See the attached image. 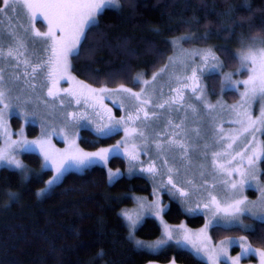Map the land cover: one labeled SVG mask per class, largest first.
Returning a JSON list of instances; mask_svg holds the SVG:
<instances>
[{
    "label": "rangeland",
    "instance_id": "1",
    "mask_svg": "<svg viewBox=\"0 0 264 264\" xmlns=\"http://www.w3.org/2000/svg\"><path fill=\"white\" fill-rule=\"evenodd\" d=\"M117 6L118 0L116 5H111ZM0 8H5L3 1ZM38 20L44 23V27L36 24ZM33 27L41 32L48 30L47 22L39 15L35 21H30L19 3H11L10 0V7L0 12V92H3L0 96V152L8 158L14 157L23 165L16 168L0 161V167L16 169L27 178L32 169L22 159V154L27 152L23 142L36 141L39 144L47 141L45 147L56 154L54 161L46 163L39 147L30 146L31 151L40 156L42 167L51 170L44 185L37 190L39 197L44 196L67 171L79 172L92 165L103 166L109 182L121 176L142 174L150 180V194L132 193V203L122 206L119 211L127 224L129 238L137 247L154 252L173 245L189 250L206 264H213V259L224 248L227 257L219 255V264H232L228 257L237 256L241 257L239 264H261L258 252L243 254L241 246L235 242L244 237L253 250L264 251L262 243L254 244L250 240L255 223L264 221V207L261 206L264 203V181L259 166L264 146V123L260 122L264 103L258 100L245 102L241 95L245 86L238 83L251 75L250 66H242L241 55L249 46L260 47L264 32L257 31L250 36L238 34L233 41V51L225 56L221 50L215 49L212 42L187 46L184 41L191 34L183 32L170 39L171 53L161 67L149 75L142 72L134 75V81L138 83L136 88L122 85L111 88L92 87L77 79L70 71V56L67 73L54 71L55 65L48 63L52 55L51 41L36 37ZM199 38L194 41H199ZM208 50L218 59H209L205 63L202 57ZM227 58H231V63L226 64ZM213 65H216L214 69ZM193 70H196L198 78L195 84L190 79ZM50 71L52 76H49ZM228 74H231L230 80L226 79ZM197 85V90L193 92L192 88ZM122 87L138 94L139 99L129 92L118 91ZM50 88L57 93L55 96L48 95ZM77 100L86 102L80 106ZM161 104L164 107H159ZM13 116L19 118L17 128L12 126ZM129 117L133 119L129 120ZM250 119L256 123L250 124ZM29 124L38 127L35 135H27ZM104 126H108L107 134L97 132L98 127ZM86 127L99 135L119 132V137L111 144L84 149L78 139L80 130ZM245 128L248 130L244 131ZM117 144L119 148L114 147ZM180 144L184 147H179ZM75 149L84 153L100 149L113 151L106 163L93 161L86 166L66 164L62 174L49 184L57 176V166L65 159L59 154ZM254 151L259 156L251 168L256 179L252 175L245 176L241 187L239 182L242 177L234 169L249 172L248 158ZM130 154L137 159H131ZM113 155L123 157V167L109 166V158ZM149 166H155V174L141 170ZM110 173L117 175L110 179ZM169 178L172 184L168 182ZM233 183L237 184L235 189L232 188ZM178 190L188 195L181 196ZM164 194L178 200L187 213L202 214L204 222L195 227L188 226L185 221L167 222L163 216L167 207ZM213 197L221 207L236 199H245L244 207L248 210L236 218L223 213L214 215ZM156 202L162 209L159 215H156ZM125 212L137 219L134 227L125 217ZM148 216L160 225V234L154 239H142L134 233L138 224ZM165 225L171 230L172 239L165 234ZM214 226L241 230L213 240L210 229ZM185 233L189 236L187 240ZM222 241L225 242L223 245ZM145 264L181 263L170 260Z\"/></svg>",
    "mask_w": 264,
    "mask_h": 264
},
{
    "label": "trees",
    "instance_id": "2",
    "mask_svg": "<svg viewBox=\"0 0 264 264\" xmlns=\"http://www.w3.org/2000/svg\"><path fill=\"white\" fill-rule=\"evenodd\" d=\"M36 24L44 27L40 20ZM257 31L264 32V0H118L117 7L103 9L96 23L85 29L78 52L70 56V71L92 87L136 88L134 75H149L161 67L171 53L170 39L178 34H191L184 41L187 46L212 42L225 56L233 51L238 34L250 36ZM196 37L199 41H194ZM225 62L231 63V58ZM85 102H79L80 106ZM11 122L13 128L19 126L16 116ZM37 131L33 124L26 128L29 136ZM118 137L119 132L99 135L86 127L80 130L78 142L84 149H94ZM22 159L32 169L27 178L16 169L0 167V264H145L170 260L206 264L187 249L168 245L153 252L137 247L129 238L119 211L132 203V193L150 194L151 183L146 176L133 174L109 182L106 169L92 165L79 172L67 171L39 197L37 190L51 170L42 167L34 151L24 152ZM108 164L123 167L125 161L113 155ZM259 166L264 181V146ZM164 199L167 222L185 221L191 227L204 222L202 214L187 213L178 200L167 194ZM254 229L251 242L264 246V221L256 222ZM240 230L210 229L213 240ZM160 231L158 222L148 216L134 233L142 239H154Z\"/></svg>",
    "mask_w": 264,
    "mask_h": 264
},
{
    "label": "snow or ice",
    "instance_id": "3",
    "mask_svg": "<svg viewBox=\"0 0 264 264\" xmlns=\"http://www.w3.org/2000/svg\"><path fill=\"white\" fill-rule=\"evenodd\" d=\"M5 8H0V12L6 11L8 7H10V0H3ZM11 3H19L26 12V15L30 19V21H35L37 16L39 15L43 21L47 22V31L41 32L39 30H35L33 27V34L36 37H41L46 40H50V49L52 56L49 60V64H54L55 69L54 71H63V73H67L69 67V56L73 55L74 53L78 52L79 45L81 43V39L85 36V29L93 23H96L97 15L106 7L111 5H116L117 0H11ZM15 11V9H13ZM57 32L60 33L57 36ZM260 47L249 46L244 53L241 55L240 59L242 61V66L249 67L251 75L248 76V79L239 81L245 86V91L241 94L242 97L245 99V102L248 101H260L264 103V40H261ZM255 44V42H254ZM11 55V52H9ZM203 60L205 63L209 61V59L215 61L218 58L208 50L203 55ZM213 69L216 65L212 66ZM35 72L36 69H33ZM163 71V69L161 70ZM53 72H49V76H52ZM158 75V74H157ZM64 78V77H61ZM69 79H74L72 77H68ZM155 79V76L153 77ZM190 79L195 84L197 81V74L196 70H193L192 77ZM226 79H231V74L226 76ZM148 83V81H145ZM86 87V86H84ZM197 86L192 88V91L195 92L197 90ZM65 91H68L67 89ZM94 91V90H89ZM100 91H107V89H101ZM118 91H124L131 93L130 89L121 88ZM57 93H54L53 90L50 88L48 91L49 96H55ZM132 96H135L139 99L138 94L131 93ZM0 96H3V92H0ZM79 103V100H77ZM159 107H164L163 104L159 105ZM143 109H141L142 111ZM147 113L145 112V118H147ZM138 118V117H137ZM133 119V117H129V120ZM261 123H264V108L261 110ZM256 121H251L250 124H254ZM108 126L98 127L97 132L101 134H107L106 129ZM248 129L245 128L244 131ZM127 131V129H126ZM143 135V133H141ZM24 146L26 151L33 150L30 146L37 145L40 151L43 152L46 163L49 161L55 160V155L50 152L45 145L47 141H41L37 144L36 141H24ZM115 148H119L120 145L117 144L114 146ZM179 147L183 148L184 145L180 144ZM231 147V144L229 145ZM113 151V149H100L98 152L94 153H84L79 149H75L70 153H60L59 155L65 157L64 160L57 166V176L53 177V180L49 181V184H52L60 174H62V170L64 169L65 165L68 163H74L79 166H86L87 164L93 161H103L107 162L109 154ZM219 155V154H217ZM238 155H240L238 153ZM130 158L135 160L137 157L134 154H130ZM259 159V156L256 155L255 151L253 155L248 158V164L250 166L249 172L240 171V169H234V171L240 172L242 177L240 186L242 187L245 183L243 179L247 175H252L253 179H256L254 172L251 171V168L254 166L255 161ZM0 161H6L8 164L14 165L16 168H22L23 165L20 161L13 158H8L4 153L0 152ZM220 167H223L222 165ZM142 171H147L149 173H156L155 166H149L146 169H141ZM171 171V169H169ZM117 175V173H110V179L112 176ZM172 184L171 178L168 181ZM175 187V184H173ZM237 184L233 183L232 188H236ZM181 196H187L188 194L182 190H178ZM212 204L215 205V213H223L225 216L236 218L244 211L248 210L244 207L246 204L245 199H236L231 203L226 204L224 207H221L219 202L216 201V198H212ZM156 215H159L162 209L159 207L158 202H156ZM264 207V203L261 205ZM143 207V205H141ZM208 207V205H205ZM191 211V209H190ZM125 217L130 221L131 225L134 227L137 223V219L133 217L132 214L125 212ZM207 228V225L205 226ZM203 231V230H202ZM165 234L167 235L168 239H172L171 230L168 229L167 225H165ZM185 240L189 239L187 233L184 236ZM162 241L161 243H163ZM233 241H229L232 243ZM225 242H221L223 245ZM242 248L243 254H248L253 251L258 252L259 256L261 257V264H264V251L260 250H253L249 244H247L246 239L241 237L239 241H236ZM199 250V249H198ZM219 255H223L227 257V250L224 248L220 249ZM219 255L213 259V264H219ZM211 258V257H210ZM232 261V264H239L241 259L240 256L235 258L228 257Z\"/></svg>",
    "mask_w": 264,
    "mask_h": 264
},
{
    "label": "flooded vegetation",
    "instance_id": "4",
    "mask_svg": "<svg viewBox=\"0 0 264 264\" xmlns=\"http://www.w3.org/2000/svg\"><path fill=\"white\" fill-rule=\"evenodd\" d=\"M52 56V55H51ZM89 107V106H88ZM81 109H84V108H81Z\"/></svg>",
    "mask_w": 264,
    "mask_h": 264
}]
</instances>
